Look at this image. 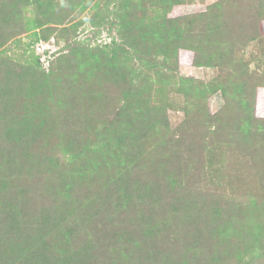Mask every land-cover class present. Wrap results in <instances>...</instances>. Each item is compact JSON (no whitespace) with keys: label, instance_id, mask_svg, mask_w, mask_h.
<instances>
[{"label":"rangeland","instance_id":"obj_1","mask_svg":"<svg viewBox=\"0 0 264 264\" xmlns=\"http://www.w3.org/2000/svg\"><path fill=\"white\" fill-rule=\"evenodd\" d=\"M106 1L81 3L73 9L68 0H25L20 4L21 15L11 24L13 30L4 32V38L0 34V85H7L5 89L18 84L15 74L30 68L45 74L65 70L77 77L72 87L80 89L69 111H64L68 110L66 102L56 103L58 107L52 102L57 110L52 112L51 123L31 135V145L24 149L9 147L3 133L5 112H15L22 97L11 94L14 103L6 109L3 101L11 96L0 94V229L10 231H4L5 242L18 243L20 231L29 234L38 230L39 217L56 221L52 213L64 219L61 226L69 227L71 233L59 231L58 238L50 232L40 240L66 248L76 264H125L137 247L150 249L153 245L161 254L152 260L156 264L173 261L179 247L197 245L203 248L194 253L201 264H239V254L248 259L257 241L264 240V236L252 240L253 229L247 225L241 230L246 229L248 235H239V208L249 209V198L257 201L264 223V139L255 132L216 135L211 127L222 125L224 129L230 115L239 112L241 104L235 94L239 82L249 86L255 118L264 120V66L259 62L264 43L258 41L264 40V20L259 28H253L260 0L244 4L228 0L222 7L226 18L239 22L242 49L234 53L238 63L224 62L222 69L198 68L194 51L181 49L175 74L160 69L165 88L159 93L164 99L154 102L158 113L152 111L155 117L162 111V127L150 129L149 120L154 116L148 117L140 120L146 131H133L132 125L130 138L120 134L126 130L123 125L116 129L118 113L107 111L105 107L110 105L105 99L91 110L88 119L78 116L80 106L88 108L87 90L94 86L104 94L102 84L109 77L104 74L106 77L101 75L97 81L86 76L78 64L84 61L88 65L102 56L105 62L114 63L111 52L116 49L106 45L118 38V30L111 31L104 19ZM219 1L186 0L167 11V19L205 13ZM4 2L0 0V4ZM136 2L127 1L130 5ZM108 7L113 9V3ZM163 15L161 9L149 8L147 22L161 23ZM3 17L0 14V20ZM117 22L122 23V18ZM37 33L40 37L50 35L37 40ZM240 56L249 66L239 65ZM8 76L12 80L9 85L5 81ZM184 79L208 87L220 80L232 86V94L188 95ZM125 90L117 83L109 89L111 98L117 95L118 101ZM68 112L73 118L69 122L65 120ZM22 118L23 113L18 120L23 122ZM101 136L110 140L103 141ZM84 148L94 151L92 161L79 155ZM43 251L41 246L38 253ZM177 262L180 264L179 258ZM259 264H264V256Z\"/></svg>","mask_w":264,"mask_h":264},{"label":"trees","instance_id":"obj_2","mask_svg":"<svg viewBox=\"0 0 264 264\" xmlns=\"http://www.w3.org/2000/svg\"><path fill=\"white\" fill-rule=\"evenodd\" d=\"M4 1L5 0H1V2ZM23 1L25 0H14L12 3L4 2L0 4V14L4 15L3 19L0 20V34H2V38H4V32H7L9 29L13 30L11 24L16 23V18L21 15L20 4ZM68 1L70 2L69 7L76 9L94 0ZM127 1L128 0H107L104 7L105 9L107 8V17H104V19H107L106 21H108L110 30H118V38H114L110 44L106 45V47H115L116 49L111 52V58L114 63H109L108 59L107 62H105L102 56L101 58L94 59L95 64L93 62L87 65L84 61L78 64L86 76L91 75L93 78H96L97 81L98 79L100 81L101 75H109L107 81H104V84H102L105 88L104 94L102 92H96L94 86H91V88L87 90V93L90 95V98H88L89 100H87L88 108L85 109V107L80 106L78 116L81 117V119H88L91 110L98 106L97 103L100 102L101 99H105V102H108V105H110L105 107L107 111H111L112 109L114 114L118 113V121L115 125L116 129L119 130L118 128L120 125L126 128L123 133L119 131L123 138H130L133 136V132H129V128L132 125H134L133 131L134 128H142L146 131L144 124L140 122V120L143 121L148 117L152 118L154 116V118L149 120L150 129L162 127L160 121L162 119V111L159 110L160 113L157 117H155L153 113V111H157L154 102L158 100V98L164 99L163 94L159 93L162 87L165 88L160 69L175 74L179 66L178 52L181 49L194 51V66L198 68L212 67L218 69H222L220 65L224 62L229 64L238 63L234 53H241L240 51L242 49L240 48L241 38L239 37V22L237 23L235 20L228 19L222 14V7L227 4L228 0L219 1V3H216L214 7L210 8L205 13L172 20L167 19V11L171 10L175 5L185 4L186 0H137L134 5H130ZM247 1L254 0H236L235 3L244 4ZM111 2L114 6L113 9L108 7ZM81 3V6H74ZM36 6H39V4L37 3ZM149 8L162 10L164 15L161 23L147 22L146 14ZM37 11L41 12L38 9ZM118 17L122 18V23L120 24L117 22ZM263 20L264 0H260L258 12L254 17L253 28H259ZM2 22L6 23V26L1 27ZM49 35H42L40 37L37 33V40L47 39ZM258 41L264 43V40ZM262 52L264 53V50ZM87 55L90 59H93L92 53H88ZM238 60L239 65L244 66V58L240 56ZM259 62L260 66H264V56L260 57ZM39 64L40 62H38V65ZM246 64L247 63H245V66ZM247 66L249 65L247 64ZM171 68H175V70ZM27 70L28 71L24 74H15L18 84H15L14 88H11V85H9L12 81L9 76L5 81L10 87L5 89L7 85H0V94L6 93L9 97L11 94H17L22 97V102L17 104L15 112L11 114V110H5L6 116L8 117L3 131L7 137L6 140L9 143V147L15 146L21 149L28 148L31 145L28 142L31 135L37 133V130H41L51 123L49 120L53 118L52 112L57 110H54L52 102L55 100V103H53L55 105L62 101L66 102L65 108L68 110L64 111H69L68 106L73 108L80 90H75L72 87L77 77H75L74 74H65V70L62 73H54V70H51L47 74H45V72L43 73L40 69V71H35L33 68ZM93 78L88 80H92ZM182 82L185 86L184 91L188 95H194L195 93L196 95L204 96L205 93L216 94L217 92H221L224 97H227L229 92L232 94V86L227 87L223 85L220 80L210 83L209 87L205 84H192V80L189 79H184ZM117 83H119L123 89H126L122 93L123 96L118 101L117 95H113L111 98V93L109 91V89L115 87ZM248 88L249 86L246 82H239L235 94L236 98L240 101L241 108L239 112L230 115L228 122L225 123L224 129L222 125L211 127L216 135L223 132H226L228 135L232 133L238 134V132L249 135V133L252 134L255 132L260 135L259 137L264 139V120L258 121V119L255 118L253 113L254 100L248 97ZM82 92L83 90L81 89V94ZM131 93H133V96L129 95ZM13 95L8 101H3L7 104L6 109L9 105L11 106L14 103ZM164 108L165 107H162V109ZM21 113H23V122L18 120ZM122 117L126 118V120L122 121ZM65 120L68 122L73 120L71 113ZM155 123H159L160 126ZM253 129L254 131H252ZM100 138L103 141L110 140V138L104 139L102 136ZM70 145H72V143ZM24 152L28 156V151L24 150ZM79 155L85 156L88 161H92V158L96 157L93 156L94 151L87 148H84ZM0 158H2V153L0 154ZM1 186H4V184ZM1 201L2 200H0V202ZM247 202L249 203V209L246 207L239 208V235H248L246 229L241 230V226L247 225L253 229L252 240L257 241L258 238L264 236L263 219L261 220L262 216L258 212L259 208L256 206L257 201L249 198ZM198 209H200L199 206ZM51 215L55 216L56 221H50L46 218L39 217V223L36 225L39 228L38 230L32 231L29 234L20 231L19 235L22 236L18 243H6L4 240L5 232L8 233L10 231L0 229V264H15L17 262L20 264H76L75 262H71L72 258L68 255L66 248L64 250L58 247L57 244L52 243V245H48L46 241L40 240L43 238L44 234L54 232L53 236L59 238V231H66L67 233L70 230L69 227L65 229L64 226H61L64 219H61L56 214L51 213ZM44 227L48 228L45 232L42 231ZM164 238L168 239L166 236ZM257 244L258 246L255 247L254 250L251 252L249 251L251 256H249L248 259H251V262L245 259L244 255L241 256L239 254V264L260 263L264 256V240H258ZM41 246L44 251L38 253V249ZM201 247V245L195 247L188 246L187 248L185 246L179 247L176 258L168 264H178V258L180 264H201L198 257L194 255L195 251H199ZM67 248L70 250L68 244ZM200 250H203V248ZM158 251L155 245L151 246L150 249H141L137 247L136 251L132 253V256H128L125 264H156L153 263L152 260L156 259V255H161ZM146 252L150 253L148 254ZM80 264H83V262L81 261ZM111 264L119 263L114 261Z\"/></svg>","mask_w":264,"mask_h":264}]
</instances>
